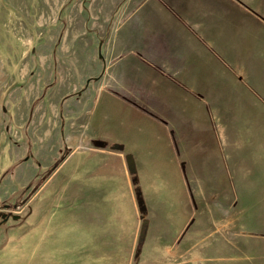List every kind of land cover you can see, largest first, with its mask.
<instances>
[{
    "label": "rangeland",
    "instance_id": "374dc122",
    "mask_svg": "<svg viewBox=\"0 0 264 264\" xmlns=\"http://www.w3.org/2000/svg\"><path fill=\"white\" fill-rule=\"evenodd\" d=\"M121 2L0 0V264H264V119L245 126L238 188L196 198L187 230L162 229L149 214L142 243L115 155L97 151L108 144L69 139L67 108H84L91 79L82 70L99 63L98 30L82 8ZM110 144L106 152L121 149Z\"/></svg>",
    "mask_w": 264,
    "mask_h": 264
},
{
    "label": "crops",
    "instance_id": "0c3cea01",
    "mask_svg": "<svg viewBox=\"0 0 264 264\" xmlns=\"http://www.w3.org/2000/svg\"><path fill=\"white\" fill-rule=\"evenodd\" d=\"M119 6L82 8L85 25L90 19L98 30L99 63L82 70L91 79L86 104L75 114L67 108V133L121 145L115 152L97 148L115 155L117 186L125 178L138 208L131 156L149 222L154 214L162 229L187 230L196 198L242 183L245 140H251L245 126L263 124L264 0H122ZM80 128L86 132L74 136ZM103 179L93 176L99 194Z\"/></svg>",
    "mask_w": 264,
    "mask_h": 264
},
{
    "label": "trees",
    "instance_id": "16d2710c",
    "mask_svg": "<svg viewBox=\"0 0 264 264\" xmlns=\"http://www.w3.org/2000/svg\"><path fill=\"white\" fill-rule=\"evenodd\" d=\"M128 160H129L130 173L133 179L134 190L136 193L138 208H139L141 218H142V225H141L140 234H139V240L142 243L144 242L147 236V233H148V229H149L148 210H147V205H146V202L143 196L142 189L139 184L136 170L133 168V165H132L131 156H128Z\"/></svg>",
    "mask_w": 264,
    "mask_h": 264
},
{
    "label": "water",
    "instance_id": "95a60500",
    "mask_svg": "<svg viewBox=\"0 0 264 264\" xmlns=\"http://www.w3.org/2000/svg\"><path fill=\"white\" fill-rule=\"evenodd\" d=\"M132 165H133V163H132Z\"/></svg>",
    "mask_w": 264,
    "mask_h": 264
}]
</instances>
